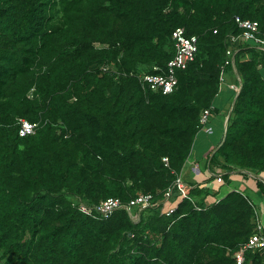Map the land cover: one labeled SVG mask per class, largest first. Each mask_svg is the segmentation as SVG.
Instances as JSON below:
<instances>
[{
    "label": "trees",
    "instance_id": "1",
    "mask_svg": "<svg viewBox=\"0 0 264 264\" xmlns=\"http://www.w3.org/2000/svg\"><path fill=\"white\" fill-rule=\"evenodd\" d=\"M237 16L264 35V0H0V264H239L257 226L249 194L208 203L194 186L162 212L223 66L242 87L211 164L264 175V50L245 40L225 64ZM177 27L198 37L196 58L174 91H154L140 76L167 67ZM20 118L35 132L20 135ZM141 193L153 199L137 221L80 207Z\"/></svg>",
    "mask_w": 264,
    "mask_h": 264
},
{
    "label": "built area",
    "instance_id": "2",
    "mask_svg": "<svg viewBox=\"0 0 264 264\" xmlns=\"http://www.w3.org/2000/svg\"><path fill=\"white\" fill-rule=\"evenodd\" d=\"M236 22L242 28V32L239 34H232L231 41L232 46L227 50L228 59L225 64L232 63L235 65V56L238 51V45L242 44L245 40H253L258 46L264 50V35L260 32V24L258 20L255 19H243L240 16L236 17ZM217 31V30H216ZM173 39L176 46V52L173 58H171L165 69L157 73H145L140 76L142 82L148 88L158 91L161 90L164 93H170L175 90L178 85L177 69H185L190 62L194 61L196 58V53L198 51V37L196 35L188 36L184 27H177L173 31ZM226 67L223 66L220 72V81H219V92L223 89L224 85L232 89L234 92H240L242 87V82L240 77L239 82H229L227 83ZM215 109V106H211L204 109L200 123L201 126H206L209 122V119ZM21 126L19 129L20 135L25 136L35 132L37 123L31 122L26 118H20ZM164 161L169 162V158L165 156ZM218 181H223V175L220 174L217 177ZM192 186L188 185L181 175L178 176L173 186L169 188L166 192V199L162 206V212L166 214L173 213L177 208V203L184 199L190 198L193 199L190 194V189ZM174 189H177L179 192L178 202L175 204L168 205V200L172 198ZM153 199L151 193H141L135 198L131 199L128 204H124L118 197H108L104 199L101 203L94 207H90L84 203L80 204V207L86 213H93L94 209L102 213L104 216L110 215L116 209L125 206L134 220H139L140 212H135L133 208L136 207L143 208L150 204ZM201 208V206H197ZM258 214V212H257ZM259 248L264 253V226L257 218V226L255 232L251 235L248 242L243 244L239 250L236 252V259L239 264L244 261V253L247 249Z\"/></svg>",
    "mask_w": 264,
    "mask_h": 264
},
{
    "label": "crops",
    "instance_id": "3",
    "mask_svg": "<svg viewBox=\"0 0 264 264\" xmlns=\"http://www.w3.org/2000/svg\"><path fill=\"white\" fill-rule=\"evenodd\" d=\"M237 75V74H236ZM234 75H231L230 73L227 74V83L229 82H234ZM238 78V76H237ZM239 79V78H238ZM239 82V81H238ZM225 86H227V84H225ZM227 88H229L227 86ZM230 91V92H229ZM229 93H234V91L232 89L229 88L228 90ZM215 106V105H214ZM215 110H218L217 112V116L218 118H216V120H219V115L222 113L221 109L218 106H215ZM230 111V110H229ZM229 112H224L221 114L222 116V120L224 122V124L226 123L227 120V116H228ZM211 121V119H209V122ZM208 122V123H209ZM196 155L195 154V150L193 155H190L188 161L185 164V167H187L186 172L182 174H180L182 176V178L185 180V182L194 187V186H200V187H209V188H213V190H216V184L215 181L217 179V177L222 174H226L228 171L224 170L222 166L218 165V164H211V154L208 155V159L206 160V158H200L199 156L194 158L193 156ZM227 171V172H226ZM230 175L229 177L226 179V177L223 179V181H220L221 183H225L226 184V188L225 187H221L219 189H217V192H213L214 193V197H212V199L210 200L209 197H207L208 199V203H212L214 201H217L221 198H223L229 191L233 190V189H237V190H241L244 193L249 194L248 191L246 189H243V187H241L240 185L236 184L235 182H232V178L231 175L233 174H238V173H243L246 177L249 178V182H247L249 185L253 184L257 186L256 190H252L254 192V194H256L257 197L261 196L262 198H264V192L262 191V189H260L257 185V180L258 179H262L264 180V175L260 174V173H256L252 170L249 169H243V168H238V169H232L229 171ZM218 181V179H217ZM238 181V180H237ZM241 182V181H239ZM247 184V186H248ZM212 193V194H213ZM255 196V197H256ZM251 199L253 200V202L255 204H257L256 200L257 198H255L253 195L250 196ZM214 198V199H213ZM257 218L259 219V221L263 224L264 223L262 221L261 216L259 215V213L257 214Z\"/></svg>",
    "mask_w": 264,
    "mask_h": 264
},
{
    "label": "rangeland",
    "instance_id": "4",
    "mask_svg": "<svg viewBox=\"0 0 264 264\" xmlns=\"http://www.w3.org/2000/svg\"><path fill=\"white\" fill-rule=\"evenodd\" d=\"M262 71L264 72V68H262ZM229 88H227V86L224 85L223 89L218 93V95L216 96L215 100H214V104L215 106H218L221 109V112L224 113L229 112L232 103L235 99V92L234 93H229L228 92ZM218 110L213 111L210 119L211 121L204 127H202L196 136V140L194 143V148L192 150L191 155H193L194 150H195V154L193 157H200V158H206V160L209 158L208 155L211 154V156L213 155L214 152H216L217 147L221 144L222 139L225 136V124L222 120V116L221 114L219 115V120H216V118H218L217 116V112ZM219 154V153H218ZM217 159H220L219 155H216ZM187 167H183L182 172L185 173L186 172ZM183 175V174H182ZM232 178V182H235L236 184L240 185L241 187H243V189H246L248 191V193H250V196H256V194H254V192L252 190H256L257 186L256 185H249L247 182H249V178L246 177L243 173H238V174H233L231 175ZM238 180V181H237ZM241 181V182H239ZM247 181V182H246ZM216 184V190L221 188V187H225L226 184L225 183H221L220 181H215ZM248 184V186H247ZM226 188V187H225ZM214 191L213 188H210L208 191V197L211 200L212 197H214V193L213 192H217ZM213 193V194H212ZM257 198V204H255L257 212L259 213V215L262 218V221L264 223V198H262L261 196L259 197H255ZM179 199V196L177 198H171L170 200H168V205L171 204H175ZM214 199V198H213ZM135 210V208H133Z\"/></svg>",
    "mask_w": 264,
    "mask_h": 264
},
{
    "label": "water",
    "instance_id": "5",
    "mask_svg": "<svg viewBox=\"0 0 264 264\" xmlns=\"http://www.w3.org/2000/svg\"><path fill=\"white\" fill-rule=\"evenodd\" d=\"M241 82H242V81H241ZM238 94H239V92L236 94L235 99H234V101H233V103H232V106H231V108H230L229 114H228V116H227V120H226V123H225V136H226V133H227V128H228L229 118H230V115H231V113H232V109H233V107H234V104H235V101H236V98H237ZM225 136H224V138H223V141H224V139H225ZM263 179H264V178H263Z\"/></svg>",
    "mask_w": 264,
    "mask_h": 264
}]
</instances>
